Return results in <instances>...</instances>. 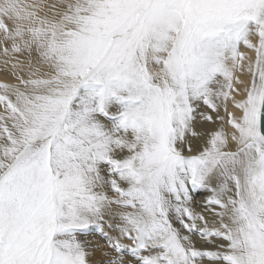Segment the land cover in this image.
I'll return each instance as SVG.
<instances>
[{
    "label": "snow or ice",
    "instance_id": "obj_1",
    "mask_svg": "<svg viewBox=\"0 0 264 264\" xmlns=\"http://www.w3.org/2000/svg\"><path fill=\"white\" fill-rule=\"evenodd\" d=\"M0 34V264H264V0H0Z\"/></svg>",
    "mask_w": 264,
    "mask_h": 264
},
{
    "label": "bare ground",
    "instance_id": "obj_2",
    "mask_svg": "<svg viewBox=\"0 0 264 264\" xmlns=\"http://www.w3.org/2000/svg\"><path fill=\"white\" fill-rule=\"evenodd\" d=\"M0 39H2V34H0ZM4 59H5V57H3L2 54H0V82L10 83V84L17 83L16 78L11 74V71L9 70L10 65H9L8 69L4 68V65H3ZM21 59H23V57H21ZM201 199H202V197H199V196L197 197V203L195 204V208L197 211H202V208L200 205ZM96 235H98V234H96ZM87 239L90 240L94 245L96 243H99L101 246H103V241L99 240L98 236L89 235L87 237ZM194 240L196 241L198 247H201V248L208 247V245H206L204 241H201L199 239V237H194ZM106 251H107V249L102 247L101 251H97L96 254L92 255L91 258H92L94 264H100L101 261L105 260L104 258L106 257V255H104L103 253Z\"/></svg>",
    "mask_w": 264,
    "mask_h": 264
},
{
    "label": "rangeland",
    "instance_id": "obj_3",
    "mask_svg": "<svg viewBox=\"0 0 264 264\" xmlns=\"http://www.w3.org/2000/svg\"><path fill=\"white\" fill-rule=\"evenodd\" d=\"M91 235L98 236V235H96V234H91ZM94 254H96V252H94ZM106 258L108 259V256H106V257L104 258L105 260L103 259L104 261H101V263H102V262H106V261H107V259H106ZM101 263H100V264H101Z\"/></svg>",
    "mask_w": 264,
    "mask_h": 264
}]
</instances>
